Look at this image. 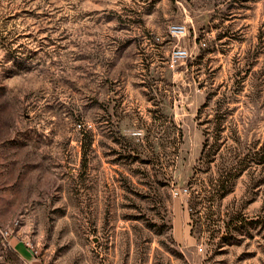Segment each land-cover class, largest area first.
<instances>
[{
    "label": "rangeland",
    "instance_id": "obj_1",
    "mask_svg": "<svg viewBox=\"0 0 264 264\" xmlns=\"http://www.w3.org/2000/svg\"><path fill=\"white\" fill-rule=\"evenodd\" d=\"M0 264H264V0H0Z\"/></svg>",
    "mask_w": 264,
    "mask_h": 264
},
{
    "label": "built area",
    "instance_id": "obj_2",
    "mask_svg": "<svg viewBox=\"0 0 264 264\" xmlns=\"http://www.w3.org/2000/svg\"><path fill=\"white\" fill-rule=\"evenodd\" d=\"M183 55V51L182 50H178L176 53H175V56L179 57V56H182Z\"/></svg>",
    "mask_w": 264,
    "mask_h": 264
}]
</instances>
